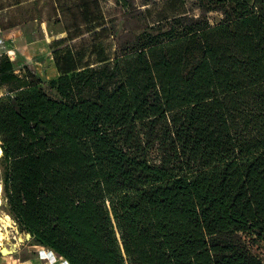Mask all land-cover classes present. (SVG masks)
I'll return each instance as SVG.
<instances>
[{
    "label": "trees",
    "instance_id": "obj_1",
    "mask_svg": "<svg viewBox=\"0 0 264 264\" xmlns=\"http://www.w3.org/2000/svg\"><path fill=\"white\" fill-rule=\"evenodd\" d=\"M39 1L4 0L22 11L0 26L54 17L79 68L0 95L1 197L19 229L67 264H264L250 247L264 242V0L154 20L114 0L145 21L123 35L101 0Z\"/></svg>",
    "mask_w": 264,
    "mask_h": 264
},
{
    "label": "rangeland",
    "instance_id": "obj_2",
    "mask_svg": "<svg viewBox=\"0 0 264 264\" xmlns=\"http://www.w3.org/2000/svg\"><path fill=\"white\" fill-rule=\"evenodd\" d=\"M141 1L130 2L142 10L149 9L150 20H154L159 13L169 15L190 9L192 5V0H155L153 4L145 5L141 4ZM7 2L0 0V21H19L21 8L4 6ZM101 4L105 16L112 19L106 26L113 29L117 35H123L132 29L138 31L144 25L143 15L140 20L132 19L127 7L116 4L114 0H101ZM36 8L45 11L46 0H40ZM194 11L197 13V10ZM43 14L39 18L7 28L0 26V95L26 85L29 81L28 74L48 80L61 72L79 68L72 41L68 39L62 24L54 17L46 18ZM208 16L212 24L220 19L217 11H210ZM99 48L101 52H105L106 57L112 56L116 51V40L108 37ZM87 58L89 50L83 54L81 63L84 64ZM1 176L0 164V179ZM1 188L0 180V264H67L57 252L36 242L29 233L19 229L5 210ZM250 247L254 253L264 257V242H252Z\"/></svg>",
    "mask_w": 264,
    "mask_h": 264
},
{
    "label": "bare ground",
    "instance_id": "obj_3",
    "mask_svg": "<svg viewBox=\"0 0 264 264\" xmlns=\"http://www.w3.org/2000/svg\"><path fill=\"white\" fill-rule=\"evenodd\" d=\"M1 203V202H0Z\"/></svg>",
    "mask_w": 264,
    "mask_h": 264
},
{
    "label": "water",
    "instance_id": "obj_4",
    "mask_svg": "<svg viewBox=\"0 0 264 264\" xmlns=\"http://www.w3.org/2000/svg\"><path fill=\"white\" fill-rule=\"evenodd\" d=\"M67 263V262H66Z\"/></svg>",
    "mask_w": 264,
    "mask_h": 264
}]
</instances>
